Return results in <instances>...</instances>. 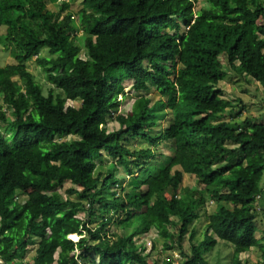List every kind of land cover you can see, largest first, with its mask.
<instances>
[{"label": "trees", "instance_id": "1", "mask_svg": "<svg viewBox=\"0 0 264 264\" xmlns=\"http://www.w3.org/2000/svg\"><path fill=\"white\" fill-rule=\"evenodd\" d=\"M197 2L82 0L76 16L66 0H0V44L12 54L0 65L6 264H87L92 255L90 264H174L151 259L158 241L177 248L181 264H213L220 243L233 264H249L240 257L252 249L264 255V123L225 119L233 103L220 60L264 93V0H206L195 11ZM33 60L47 95L28 69ZM129 82L136 94L154 85L163 98L140 95L117 115ZM110 122L119 128L110 132ZM163 142L174 144L171 157L149 172ZM102 151L135 175L134 192L117 190L114 164L102 172ZM185 175L202 188H183ZM114 222L122 234L107 229ZM152 230L159 238L147 253L138 242Z\"/></svg>", "mask_w": 264, "mask_h": 264}, {"label": "rangeland", "instance_id": "2", "mask_svg": "<svg viewBox=\"0 0 264 264\" xmlns=\"http://www.w3.org/2000/svg\"><path fill=\"white\" fill-rule=\"evenodd\" d=\"M70 3V10L77 16V12L79 11L81 7V1L82 0H66ZM206 0H198L196 6H195V11H198L200 8L206 6ZM50 8L53 11H58V8L56 6L51 5ZM67 13L66 11L63 13ZM82 33L79 32V35ZM11 47L6 48L5 44H0V65L4 66L12 60V54H11ZM41 54L43 56H48V50L43 49ZM82 57L84 56L83 54L81 55ZM222 62V66L224 67L225 70V75L221 81V88L224 91V96L225 98L229 99L233 105L231 106L230 109L226 110L225 113V119L226 120H231L232 122H240L244 118L249 117L252 119V121L258 122V123H264V93H263V88L258 85L257 83H254L253 81H250L251 84H248L246 79L241 77L238 73L235 71L231 70L228 68V65L226 63V60L224 58H220ZM12 62V61H11ZM28 69L33 73L34 79L36 82H38L43 90L44 94L47 95L49 92V89H51V85L46 81L45 78V73L42 67H39L37 63L33 60L31 62H28ZM23 85V83H20ZM57 92V90H56ZM124 98L122 100L120 109L117 113L118 114H127L128 112L131 111L132 105L136 99L139 98V96H147L151 99L157 100L163 98L160 93L158 92L157 88L153 85L150 90L146 92L137 93L131 89V82L128 83V86L124 90ZM67 105H72V106H78L79 101H69ZM241 111V116L238 117L236 110ZM169 119L165 121V123H162L164 127L168 125ZM4 125H0V128L2 132L5 135V128H3ZM119 128V124L116 122H110L108 124L107 129L112 132L114 130H117ZM163 129V128H162ZM229 146H234V144H228ZM153 150L155 151L156 158L155 161L150 163V169L149 172H153L154 167L156 164L160 163H168L169 157H171L172 151L174 150V144L171 142H163L159 144V146L154 147ZM102 157L97 159L96 163L97 165L101 168L102 172H106L108 169H111L110 167L114 164L118 168V176L121 178V182L117 186V190L120 191L121 189L126 190V192H134L133 190L136 186L137 183L134 181L135 175H129L126 173L125 169L116 163V160L113 159L108 155L107 152L102 151L101 152ZM236 162V161H235ZM141 170V169H140ZM140 170H137L136 172H139ZM188 188H196V189H201L202 186L198 185L196 181L191 178L189 175H185V181L183 184L184 187ZM261 186H262V197L258 201L259 205L262 206L264 214V175L261 180ZM70 187V184H67L63 189L62 192L67 195L66 189ZM24 197L20 196L19 200H22ZM69 198L73 201H78V197L75 195L69 196ZM214 209V202L209 199L208 200V205H207V210L208 212H211ZM78 217L86 220L88 223L87 217L85 216L84 213H79ZM203 219L201 220L200 223H197V228L202 230V227L204 225ZM116 221L119 220L118 218L115 219ZM96 223L92 224L91 226L94 227ZM110 233H117V234H122L123 229L117 226L116 222L113 224H110L109 227ZM198 237V236H197ZM257 237L262 239L261 241L262 244H264V225H260L258 228L257 232ZM71 239L73 240H78L79 236L78 235H71ZM159 236L158 233L154 230H152L148 235L142 237L138 244L141 246H145L146 252L148 253L151 249V241L152 240H158ZM32 248V247H31ZM184 249L189 252V245L187 239L184 241ZM75 254H78L80 252L79 249L74 251ZM151 253V259H157L161 257V259H167L168 261L174 262V264H181L183 261L184 257L179 254V251L177 248H173L171 250L165 249L164 248V243L162 241L156 242V248L152 249ZM212 255L210 256V262L213 264H233L231 261L232 257V250L231 247L228 245H225L223 243H220L218 246H216L215 250ZM33 255V251H30L29 257H27L25 260L27 261L31 256ZM242 260H248L249 264H264V255L262 254L261 251H251L250 257L248 255H242ZM91 259H94L97 261V256L92 255L89 257L87 260V264H90Z\"/></svg>", "mask_w": 264, "mask_h": 264}, {"label": "crops", "instance_id": "3", "mask_svg": "<svg viewBox=\"0 0 264 264\" xmlns=\"http://www.w3.org/2000/svg\"><path fill=\"white\" fill-rule=\"evenodd\" d=\"M251 251H258V252H259V250H257V249H252ZM251 251L248 252V253H246V254H242V255H245V256L248 255V257H250ZM242 255H241V257H240L241 259H242V257H243Z\"/></svg>", "mask_w": 264, "mask_h": 264}, {"label": "water", "instance_id": "4", "mask_svg": "<svg viewBox=\"0 0 264 264\" xmlns=\"http://www.w3.org/2000/svg\"><path fill=\"white\" fill-rule=\"evenodd\" d=\"M0 264H6L3 260L0 259Z\"/></svg>", "mask_w": 264, "mask_h": 264}]
</instances>
